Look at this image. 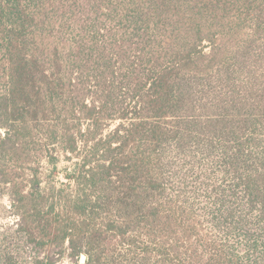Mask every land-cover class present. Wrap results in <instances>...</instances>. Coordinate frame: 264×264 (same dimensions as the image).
<instances>
[{"label":"trees","instance_id":"1","mask_svg":"<svg viewBox=\"0 0 264 264\" xmlns=\"http://www.w3.org/2000/svg\"><path fill=\"white\" fill-rule=\"evenodd\" d=\"M20 1L0 0V166L16 217L0 233V264H54L65 253L83 264H264V136H253L263 122L252 112L193 115L208 67L198 12L232 0H97L68 52L45 29L44 3V32L25 31L35 12ZM219 124L245 141L228 148ZM203 134L215 145L205 138L201 152L232 181L207 196L206 213L234 246L208 254L170 248L190 228L157 171L168 149L185 154V136ZM61 155L75 159L64 172Z\"/></svg>","mask_w":264,"mask_h":264},{"label":"rangeland","instance_id":"2","mask_svg":"<svg viewBox=\"0 0 264 264\" xmlns=\"http://www.w3.org/2000/svg\"><path fill=\"white\" fill-rule=\"evenodd\" d=\"M95 1L97 0H21V4H28L31 12H35L27 16L25 31L30 29L44 32L36 25L38 6L44 3L41 13L51 20L45 29L48 34L55 36L61 50L68 52L71 34L80 28L79 23L86 24V18L97 16L86 12L88 5ZM204 1L206 4L207 0ZM228 4V10H215L207 5L205 10L197 15L198 23L203 27L201 35L205 38L202 42L204 58L206 57L204 64L208 67L206 73L197 77V106L193 115L207 123L208 120H214L211 119L212 115L218 112L229 116L233 113L252 112L263 122L258 123L259 128L263 129L253 132V136L261 138L264 136V0H232ZM246 4L247 7L244 8ZM2 90L3 83L0 81V91ZM248 104H252V107L249 108ZM175 121L170 118L164 120V123L169 130H173ZM113 124L115 123H112L110 128ZM219 129V133L224 132L221 125ZM225 134L226 132L220 135L227 140L228 148L245 141V135L235 138ZM187 138L186 135L183 142L185 154L176 155L168 149L163 159V169L157 170L165 187L164 200L170 199L181 228H190L188 232L182 233V237L187 240L179 241L181 238L174 237L169 242L170 248L171 245H180L181 252L190 248L196 249L200 254H208L211 248L228 250L234 246V241L230 236H223L219 230L214 229L208 221L206 206L209 204L207 196L213 194L215 189H220L221 192L230 190L231 178L225 180L220 173L222 167L212 162L214 158H209L201 152L199 144L204 143L205 138L209 144L215 145L212 138L203 134L197 141L188 143ZM259 151L264 155V149L260 148ZM59 157L60 172H64L65 167L72 166L75 160L67 161L63 155ZM7 166L8 163L0 166V233L16 220L10 213ZM223 188L224 191L221 190ZM190 232L193 237H190ZM172 247L176 249L175 246ZM238 250L243 252L241 248ZM171 252L174 254L172 250ZM84 259L82 255L74 260L65 253L61 260L54 264H83ZM172 259L170 257L168 263L177 264V259ZM200 262L203 264L204 261Z\"/></svg>","mask_w":264,"mask_h":264}]
</instances>
